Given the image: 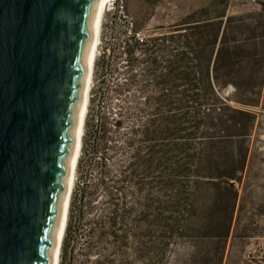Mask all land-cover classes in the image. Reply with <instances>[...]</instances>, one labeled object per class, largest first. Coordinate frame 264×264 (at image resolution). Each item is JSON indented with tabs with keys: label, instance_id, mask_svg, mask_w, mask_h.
Listing matches in <instances>:
<instances>
[{
	"label": "trees",
	"instance_id": "1",
	"mask_svg": "<svg viewBox=\"0 0 264 264\" xmlns=\"http://www.w3.org/2000/svg\"><path fill=\"white\" fill-rule=\"evenodd\" d=\"M259 4L101 47L60 264H166L196 227L229 237L264 101Z\"/></svg>",
	"mask_w": 264,
	"mask_h": 264
},
{
	"label": "water",
	"instance_id": "2",
	"mask_svg": "<svg viewBox=\"0 0 264 264\" xmlns=\"http://www.w3.org/2000/svg\"><path fill=\"white\" fill-rule=\"evenodd\" d=\"M98 0H0V264H55Z\"/></svg>",
	"mask_w": 264,
	"mask_h": 264
},
{
	"label": "rangeland",
	"instance_id": "3",
	"mask_svg": "<svg viewBox=\"0 0 264 264\" xmlns=\"http://www.w3.org/2000/svg\"><path fill=\"white\" fill-rule=\"evenodd\" d=\"M259 2L264 0H112L104 16L99 53L108 41L121 43L136 33L150 37L157 30L189 21L194 14L199 18L221 12L247 15L260 9ZM118 3L124 8L116 10ZM135 25L140 26L139 30ZM233 93L228 88L223 96ZM255 110L251 165L241 186V211L236 214L229 237L225 240L214 225L196 227L187 238L175 242L166 264H264V101ZM198 216L208 218L201 211Z\"/></svg>",
	"mask_w": 264,
	"mask_h": 264
},
{
	"label": "bare ground",
	"instance_id": "4",
	"mask_svg": "<svg viewBox=\"0 0 264 264\" xmlns=\"http://www.w3.org/2000/svg\"><path fill=\"white\" fill-rule=\"evenodd\" d=\"M111 1L112 0H98L97 1L93 29H92V34H91L90 47H89L88 72H87V78L85 81L84 96H83L81 107L79 109L77 131L75 135L74 147H73L71 160H70V166H69L70 183L66 191L65 220H64L61 241H60L57 254H56L55 264H60L62 245H63V241H64V237H65L66 229L68 225V220H69L71 196H72L73 189L76 183L78 162H79V159L82 153L84 128H85L86 117H87V113L89 109V101H90V97L92 94L91 89H93L92 87H93V82H94L95 64H96L97 57L99 55L100 44L102 40L101 36H102L104 16L108 9L107 8L108 3Z\"/></svg>",
	"mask_w": 264,
	"mask_h": 264
}]
</instances>
